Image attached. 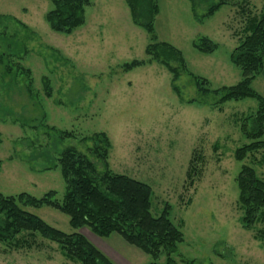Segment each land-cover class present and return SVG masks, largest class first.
Instances as JSON below:
<instances>
[{
  "label": "rangeland",
  "instance_id": "1",
  "mask_svg": "<svg viewBox=\"0 0 264 264\" xmlns=\"http://www.w3.org/2000/svg\"><path fill=\"white\" fill-rule=\"evenodd\" d=\"M193 1L192 11L189 0H157L155 40L173 45L184 59L185 69L171 62L178 70L172 82L159 63L122 70L125 62L146 59L150 42L149 33L131 22L124 0H92L84 24L69 35L48 27V0H0V16L13 18L0 22V53H7L0 58V193L40 197L54 190L61 200L59 152L74 150L103 171L104 144L95 134L104 133L111 145L108 167L152 188L154 215L168 205V217L184 238L171 254L175 264H264V241L240 223L235 182L242 163L264 179V150L244 162L233 157L248 141L240 127L256 101L217 104L221 93L198 91L191 76L205 78L210 89L240 80L230 54L246 18L259 12L263 0H232L210 16L205 14L218 0ZM201 37L217 48L196 49ZM18 42L24 47L20 55ZM256 80L253 89H259L261 79ZM252 127L246 121V129ZM59 130L69 134L60 139ZM189 167L196 170L190 178ZM26 210L65 233L73 231L58 209ZM80 233L115 264H166L165 255L153 261L117 233ZM23 239L17 248L0 242V264H79L63 257L56 243Z\"/></svg>",
  "mask_w": 264,
  "mask_h": 264
},
{
  "label": "trees",
  "instance_id": "2",
  "mask_svg": "<svg viewBox=\"0 0 264 264\" xmlns=\"http://www.w3.org/2000/svg\"><path fill=\"white\" fill-rule=\"evenodd\" d=\"M48 1L52 7L45 14V21L51 31L64 35L72 34L84 24L85 8L92 4V0ZM124 1L131 22L149 33L150 42L144 49L147 58L125 62L121 65L122 70L126 72L135 67L159 63L172 75L174 82L178 77V70L171 65V62L185 69L184 59L181 51L173 45L155 40L153 22L158 14L157 0ZM189 1L193 11L195 3L193 0ZM230 1L232 0H218L216 4L210 6L205 16L214 14L222 5L231 3ZM12 19L0 16V22ZM20 26L25 31L28 30L24 24L21 23ZM237 40L239 43L230 54V61L240 70V80L235 85L210 89L205 78L193 74L191 76L198 91L221 93L217 104L246 98L256 101L255 112L245 117L240 127L248 141L237 147L233 153L236 161L244 162L247 157L264 150L262 139L264 97L252 87V82L261 73L263 66L264 0L259 12L248 15ZM194 47L201 52L212 53L217 48V44L207 37H201L194 43ZM23 51L24 47L18 42L16 52L20 55ZM4 56H7V53L1 52L0 58ZM48 82V78L44 77V91L47 96L50 95ZM248 120L253 123L250 131L246 129ZM66 134L69 133L57 131L60 139ZM95 135L102 136L100 142L104 146L102 151L99 150V156L103 160L104 170H97L86 156L74 150L59 152L56 162L65 184L61 200L56 198L54 190H49L40 197L27 192L15 195L0 193V242L17 248L26 240L23 239L24 236L30 238L39 236L41 239L56 243L62 256L70 261L79 264H115L80 233V229L86 228L100 238L117 233L127 243L151 256L153 261L163 254L166 257V264H175L171 254L177 250L178 244L182 243L184 238L181 229L168 217V205L165 203L160 213L154 215L152 188L142 181L113 172L107 163L110 141L104 133ZM262 163L264 164V158ZM195 171V167H189L186 174L190 178ZM235 182L238 190L236 206L241 212L240 223L245 230L254 231L255 239L264 241V179L257 174L252 165L242 163ZM44 205L65 213L69 217L73 231L65 233L26 210L27 207L40 208ZM257 224H262L263 228H257Z\"/></svg>",
  "mask_w": 264,
  "mask_h": 264
},
{
  "label": "crops",
  "instance_id": "3",
  "mask_svg": "<svg viewBox=\"0 0 264 264\" xmlns=\"http://www.w3.org/2000/svg\"><path fill=\"white\" fill-rule=\"evenodd\" d=\"M256 78L261 79V82L258 87L259 89H254V90L264 97V57H263V66H262L261 73ZM256 78L254 79V81H256L258 84V80H256Z\"/></svg>",
  "mask_w": 264,
  "mask_h": 264
}]
</instances>
